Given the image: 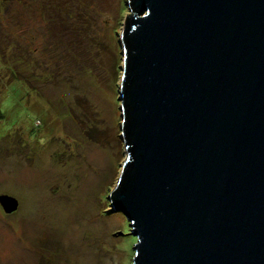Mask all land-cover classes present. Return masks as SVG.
Returning a JSON list of instances; mask_svg holds the SVG:
<instances>
[{
  "label": "water",
  "instance_id": "95a60500",
  "mask_svg": "<svg viewBox=\"0 0 264 264\" xmlns=\"http://www.w3.org/2000/svg\"><path fill=\"white\" fill-rule=\"evenodd\" d=\"M127 1L108 200L132 264H264V0Z\"/></svg>",
  "mask_w": 264,
  "mask_h": 264
},
{
  "label": "rangeland",
  "instance_id": "374dc122",
  "mask_svg": "<svg viewBox=\"0 0 264 264\" xmlns=\"http://www.w3.org/2000/svg\"><path fill=\"white\" fill-rule=\"evenodd\" d=\"M127 2L0 8V195L18 201L0 207V264H132L137 239L108 200L126 160Z\"/></svg>",
  "mask_w": 264,
  "mask_h": 264
},
{
  "label": "trees",
  "instance_id": "16d2710c",
  "mask_svg": "<svg viewBox=\"0 0 264 264\" xmlns=\"http://www.w3.org/2000/svg\"><path fill=\"white\" fill-rule=\"evenodd\" d=\"M9 1H21V0H0V8L6 3V2H9ZM8 80H6V83H7ZM6 85H13V83H11L10 81L8 82V84ZM5 87V86H4ZM2 89L4 88H0V94L1 92L3 91ZM0 118H1V115H0Z\"/></svg>",
  "mask_w": 264,
  "mask_h": 264
}]
</instances>
